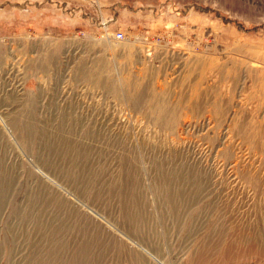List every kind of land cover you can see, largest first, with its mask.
I'll list each match as a JSON object with an SVG mask.
<instances>
[{
    "label": "rangeland",
    "instance_id": "obj_1",
    "mask_svg": "<svg viewBox=\"0 0 264 264\" xmlns=\"http://www.w3.org/2000/svg\"><path fill=\"white\" fill-rule=\"evenodd\" d=\"M0 264H264V0H0Z\"/></svg>",
    "mask_w": 264,
    "mask_h": 264
},
{
    "label": "built area",
    "instance_id": "obj_2",
    "mask_svg": "<svg viewBox=\"0 0 264 264\" xmlns=\"http://www.w3.org/2000/svg\"><path fill=\"white\" fill-rule=\"evenodd\" d=\"M116 38L123 39L124 38V34L122 32H119V33L116 34Z\"/></svg>",
    "mask_w": 264,
    "mask_h": 264
}]
</instances>
